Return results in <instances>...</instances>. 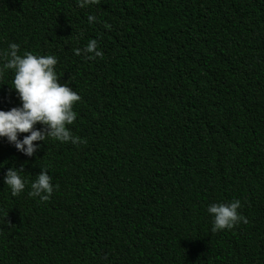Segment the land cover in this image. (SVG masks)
Returning a JSON list of instances; mask_svg holds the SVG:
<instances>
[{"label": "trees", "instance_id": "1", "mask_svg": "<svg viewBox=\"0 0 264 264\" xmlns=\"http://www.w3.org/2000/svg\"><path fill=\"white\" fill-rule=\"evenodd\" d=\"M10 42L56 57L78 139L0 137V264H264V0H0V110L20 104ZM232 200L246 222L213 232Z\"/></svg>", "mask_w": 264, "mask_h": 264}, {"label": "clouds", "instance_id": "2", "mask_svg": "<svg viewBox=\"0 0 264 264\" xmlns=\"http://www.w3.org/2000/svg\"><path fill=\"white\" fill-rule=\"evenodd\" d=\"M94 2L95 0H77L81 7ZM87 20L91 24L96 17L89 15ZM105 26L108 27V25ZM18 47L16 43L8 44L3 67L13 70L11 88L15 90L20 104L8 110H0V137L6 138L17 151L26 156H31L39 147L33 142L44 141L45 136L76 144L78 138L70 135L66 125L71 124L75 118L76 114L72 110V105L79 100V96L67 84L58 82L54 71L56 57L50 54L34 55L29 52L19 55ZM84 51L92 54L89 56L90 59L92 56L101 55L95 39L87 41ZM73 53L79 55L80 49H73ZM37 123L44 128H35ZM19 133H27V135L18 139ZM80 142L83 143V141ZM3 182L13 196L23 191L28 183L15 167L6 170ZM53 187L50 184V176L46 174V170L41 169L31 181V190L28 194L38 196L42 201L47 200ZM239 207V200L212 203L207 206L206 210L211 218V230L214 232L228 229L238 221L246 222L245 218L237 212Z\"/></svg>", "mask_w": 264, "mask_h": 264}]
</instances>
